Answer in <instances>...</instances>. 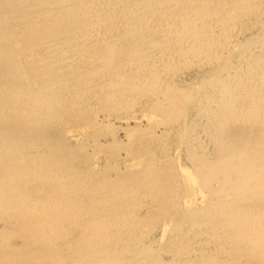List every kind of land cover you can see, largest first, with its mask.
<instances>
[{
    "label": "bare ground",
    "instance_id": "bare-ground-1",
    "mask_svg": "<svg viewBox=\"0 0 264 264\" xmlns=\"http://www.w3.org/2000/svg\"><path fill=\"white\" fill-rule=\"evenodd\" d=\"M259 5L0 0V264H264ZM143 117L179 127L202 193L158 237L146 191L84 166L96 136L65 126Z\"/></svg>",
    "mask_w": 264,
    "mask_h": 264
},
{
    "label": "rangeland",
    "instance_id": "rangeland-1",
    "mask_svg": "<svg viewBox=\"0 0 264 264\" xmlns=\"http://www.w3.org/2000/svg\"><path fill=\"white\" fill-rule=\"evenodd\" d=\"M259 1L260 0H254V3L258 5L261 2V6L264 9V0ZM261 6L259 5V7ZM195 70L196 69L188 71V73L194 74L196 72ZM94 105L96 106L98 103ZM192 112H194V110ZM100 115L98 116L99 121L102 117ZM65 126L82 128V133H84L85 136L87 135V139H91L93 135L96 136V139L90 141L85 149L88 157L87 159L83 157L86 161L84 166L93 171L108 169V174L111 177L109 179L117 182L118 185L124 181L129 182V184L131 183V189L129 191H123L124 194L129 195L130 192L134 193L136 190L146 191L145 195H147V197L145 198L149 201L148 206H150V208H142L141 210L142 213L146 215L145 218L147 220L149 219L148 222L151 226V228H149L154 237L160 236L159 226L161 222L166 219V215H171L167 214V212H170L168 206L172 205V198L177 199L179 197V199H188L190 196V198L193 197L195 199L196 203L199 201L202 193H200V188L198 189V184L196 183L198 179L193 180L191 178L190 180L185 173V169L190 172L192 171L191 163L187 160V150L185 147L187 139H184L183 135L179 134L180 130L178 129L179 127L177 128V125H173L170 133H166L163 126L159 124L151 126L148 124L146 118L143 117L136 121L132 118L111 120L109 123L108 121H97L94 125L95 127L93 126L92 128L84 120L74 119ZM125 128H127V131ZM128 137H130V139ZM72 141V143H74L75 140ZM170 148L172 149L171 151ZM131 166L133 167L131 168ZM149 190L152 193L149 192ZM184 190L186 194H184ZM191 190L193 193H191ZM164 210L165 212H162ZM176 210L179 211V209ZM180 212L181 210L178 213ZM167 219L169 220V218ZM3 226L7 227L1 224L0 221V228ZM20 239L21 238H16L12 235L9 238V242L12 246H19L22 241V239L21 241ZM190 243H194V239H191ZM164 257L165 259L169 258L167 255Z\"/></svg>",
    "mask_w": 264,
    "mask_h": 264
}]
</instances>
